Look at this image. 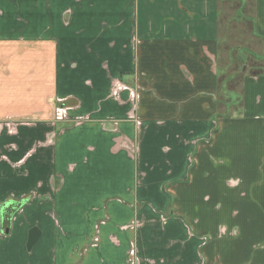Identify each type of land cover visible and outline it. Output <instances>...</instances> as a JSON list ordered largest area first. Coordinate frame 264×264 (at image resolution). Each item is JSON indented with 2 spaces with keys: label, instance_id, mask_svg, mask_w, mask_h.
<instances>
[{
  "label": "crops",
  "instance_id": "1",
  "mask_svg": "<svg viewBox=\"0 0 264 264\" xmlns=\"http://www.w3.org/2000/svg\"><path fill=\"white\" fill-rule=\"evenodd\" d=\"M150 1L0 0L43 72L0 88V264H264L262 58L219 77L214 15Z\"/></svg>",
  "mask_w": 264,
  "mask_h": 264
},
{
  "label": "rangeland",
  "instance_id": "2",
  "mask_svg": "<svg viewBox=\"0 0 264 264\" xmlns=\"http://www.w3.org/2000/svg\"><path fill=\"white\" fill-rule=\"evenodd\" d=\"M139 1L141 2V0ZM153 1L151 0L150 2ZM161 1L159 4L156 1V5H151V7L142 2V5L138 6L140 9V19H142L141 14H143V17L147 16L148 13L157 15L158 11H161L163 14H170L171 17L177 13L181 15L175 23L176 25H174L176 29H179L177 33H185L188 36L191 31L187 33L184 31L186 25L188 29L193 30L199 19L204 24L207 17L212 14L214 15L217 22V35L220 37L218 45L219 77H224L225 73L232 71L233 67L231 63L238 61V54L232 53L233 51L229 53L228 48L234 50L237 46H242L243 49L241 51L244 52L243 56L246 59L258 64L262 58V65L264 66V52L259 51L258 56H253L247 51L262 45L253 36V31L250 32V29H253L254 0H216L215 11L211 14L204 10V5L200 6L195 0ZM202 1L204 4V0ZM210 1L213 4L215 3V0ZM200 7L203 8L201 12L199 11ZM39 58L40 54L34 52L30 46L0 44V88L5 83H9L8 85L13 89L22 87L24 82V87H28L29 84L30 87L32 84L37 87V85L42 84L40 79V77L43 79L42 70L33 67L37 60L41 63V59ZM237 64L239 65L240 63L237 62ZM263 66L262 71H264ZM227 67L229 68L226 71ZM254 68L256 69L253 71L256 73L259 68ZM0 92L4 91L1 90ZM59 104L57 103V106Z\"/></svg>",
  "mask_w": 264,
  "mask_h": 264
}]
</instances>
